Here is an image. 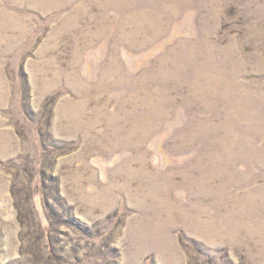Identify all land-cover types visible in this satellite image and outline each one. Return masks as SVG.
<instances>
[{"label":"rangeland","instance_id":"obj_1","mask_svg":"<svg viewBox=\"0 0 264 264\" xmlns=\"http://www.w3.org/2000/svg\"><path fill=\"white\" fill-rule=\"evenodd\" d=\"M0 264H264V0H0Z\"/></svg>","mask_w":264,"mask_h":264}]
</instances>
